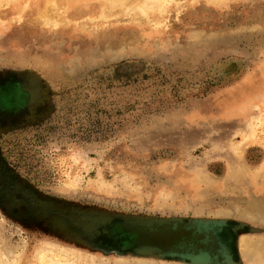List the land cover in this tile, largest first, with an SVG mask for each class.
Returning <instances> with one entry per match:
<instances>
[{
	"label": "rangeland",
	"instance_id": "obj_1",
	"mask_svg": "<svg viewBox=\"0 0 264 264\" xmlns=\"http://www.w3.org/2000/svg\"><path fill=\"white\" fill-rule=\"evenodd\" d=\"M23 73L34 101L0 98V264H187L131 255L172 239L128 249L114 230L144 227L122 219L86 244L61 212L228 219L200 250L264 264V0H0V97Z\"/></svg>",
	"mask_w": 264,
	"mask_h": 264
},
{
	"label": "water",
	"instance_id": "obj_2",
	"mask_svg": "<svg viewBox=\"0 0 264 264\" xmlns=\"http://www.w3.org/2000/svg\"><path fill=\"white\" fill-rule=\"evenodd\" d=\"M24 91L31 94L32 100L36 97V82L38 77L32 73L21 74ZM58 218V223L66 229L68 233L76 237L80 241H84L86 244L92 243L104 234L110 232V228L113 226V221L116 219H122L125 224H129L131 227L142 226L148 227L153 230V227H165L173 225L176 228L179 224H184L185 219L182 218H139V217H120L101 214H77L70 212L55 213ZM228 219H200L193 218L188 219L185 223V229L192 231L193 235L203 234L205 239L200 241L201 244H208L211 240V233L217 238L222 228L229 227ZM248 225L244 222H238L235 226H232L233 231L244 230ZM253 232L255 230L251 229ZM250 230V231H251ZM134 257L150 258L152 255H158L161 259H180L182 263L187 264H236L232 256L229 254H222L224 259L219 261L217 256L211 257L208 251L199 250L187 251L186 253L178 252H165L158 247L141 246L132 249Z\"/></svg>",
	"mask_w": 264,
	"mask_h": 264
},
{
	"label": "flooded vegetation",
	"instance_id": "obj_3",
	"mask_svg": "<svg viewBox=\"0 0 264 264\" xmlns=\"http://www.w3.org/2000/svg\"><path fill=\"white\" fill-rule=\"evenodd\" d=\"M1 99L4 104L7 106H10L11 108H17L24 104L27 100V95L24 93V86L20 84L19 81L10 79L8 82L4 83L1 87ZM163 229H169V230H163ZM130 231L126 232L124 229L116 228L112 235H114V239H120L122 240V243L125 247L130 249L129 247L138 246L141 244L146 245L147 243H136L137 238L139 236L144 237H150V236H156V237H162L163 239L171 238L172 242L171 245L166 248L167 250H173V251H184L186 253L187 251H199L200 249H204L205 246H203L200 241L203 240V236L199 235H193L192 231H188L185 229V226L178 225L176 228H174L173 225L166 227H153V230H149L147 227H144L143 231L137 232ZM157 239V238H156ZM150 244V243H148ZM147 244V245H148ZM156 244V243H155ZM157 245V244H156ZM160 245L163 249V245ZM151 246V244H150ZM153 246V245H152ZM206 248V247H205Z\"/></svg>",
	"mask_w": 264,
	"mask_h": 264
},
{
	"label": "bare ground",
	"instance_id": "obj_4",
	"mask_svg": "<svg viewBox=\"0 0 264 264\" xmlns=\"http://www.w3.org/2000/svg\"><path fill=\"white\" fill-rule=\"evenodd\" d=\"M249 246H250V245H249ZM247 247H248V246H247ZM244 249H245L244 251H246L247 254H249L250 256H252L251 259H253V258L256 259V255L258 254V252H256L257 249H256L255 247H253V250L247 251V250H246V247H245V245H244ZM2 254H3V253H2ZM8 254H9V252H8ZM244 255H245V254H244ZM14 256H16V255H14ZM8 257H9V256H8ZM249 258H250V257H249ZM11 259H13V258L11 257ZM1 264H2V263H1ZM10 264H11V263H10Z\"/></svg>",
	"mask_w": 264,
	"mask_h": 264
}]
</instances>
